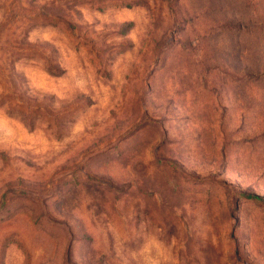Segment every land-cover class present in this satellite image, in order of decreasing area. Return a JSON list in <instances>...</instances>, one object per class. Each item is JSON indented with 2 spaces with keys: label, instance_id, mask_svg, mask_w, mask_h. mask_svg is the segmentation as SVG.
<instances>
[{
  "label": "rangeland",
  "instance_id": "rangeland-1",
  "mask_svg": "<svg viewBox=\"0 0 264 264\" xmlns=\"http://www.w3.org/2000/svg\"><path fill=\"white\" fill-rule=\"evenodd\" d=\"M0 264H264V0H0Z\"/></svg>",
  "mask_w": 264,
  "mask_h": 264
},
{
  "label": "trees",
  "instance_id": "trees-1",
  "mask_svg": "<svg viewBox=\"0 0 264 264\" xmlns=\"http://www.w3.org/2000/svg\"><path fill=\"white\" fill-rule=\"evenodd\" d=\"M242 58V57H241ZM243 60V58L241 59V61ZM254 198H256V199H259L258 197H254Z\"/></svg>",
  "mask_w": 264,
  "mask_h": 264
}]
</instances>
